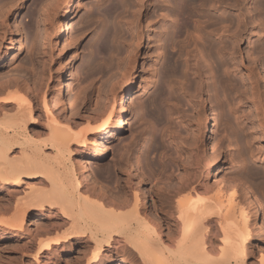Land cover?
Listing matches in <instances>:
<instances>
[{
    "label": "bare ground",
    "instance_id": "1",
    "mask_svg": "<svg viewBox=\"0 0 264 264\" xmlns=\"http://www.w3.org/2000/svg\"><path fill=\"white\" fill-rule=\"evenodd\" d=\"M99 1L108 2L109 0ZM127 1L112 0L103 12L87 14L82 20L85 21L83 22L85 24H82L84 28V25L93 23L95 18L100 15L102 17L103 32L100 31L102 32L101 37L99 36L101 41L97 52L108 54L109 57L120 53V47L118 49L119 45L116 42L122 41L125 37H123L125 28L120 26L124 23L118 25L117 22L122 21L125 12H128L126 9L130 8L127 6L131 2L129 0L127 3ZM134 1H137L135 4L138 6H136L138 15L135 13L136 18L131 21L129 16H127L129 19L125 20H128L126 22L128 28H134L133 36L137 39V43L132 45L130 42L131 45L128 44L127 48L128 53L123 58L118 55L121 59L116 64H113L110 58L101 61L98 56L88 57L86 67L91 71L90 75L101 73L108 76L110 73L106 79L100 80L102 83L97 88L93 83L91 88L87 89L88 85L87 88L82 87L76 92L77 89H74L76 81L80 86L85 82V78L77 80L73 73L67 74L65 90L71 111V117H69L66 114H56L53 110L57 105L64 110L62 78L65 75L63 74L65 67L62 69L55 67L57 69L54 71L52 49L65 32L64 29L72 32V36L69 37L71 40L65 36L66 32L64 33V47L65 44L69 47L71 41L78 42L86 30L82 32L73 22V0H34L36 23L40 30L38 50H36V44L32 48L31 62L34 67L30 69L22 66L25 68L19 70V73H16L18 70L16 69V72H13L15 75L9 72L12 76L3 79L0 83V116H2L0 120V194L6 192V196L0 195V230L12 237L16 231L26 228L27 218L32 213L43 214L46 211L45 214L48 217L51 215L53 219L47 221L46 229L42 230L39 225L38 228L42 231L38 232L35 229L37 231L35 236L31 234L35 237V242L29 244L28 251L34 250L35 252L31 253L38 261L40 256L48 258L60 248L70 249L74 242H80L85 248L83 251L87 250L86 247L91 249L89 256L87 252V254L83 252V255L88 257L83 256L77 264H114V257L117 258L118 264H248V250L254 233L261 232L259 240L264 244V224L259 197L246 183L249 178L264 177L263 172L257 165L241 163L239 160L242 161L245 158H242L244 155L238 149L233 157L231 152L228 155L232 157L234 166L237 162L241 163L232 174L225 173V165L219 166L218 171L228 176L227 181L216 180L210 186L207 180L212 175H210L211 164L216 163L224 152L222 140L218 136L214 137L221 131L219 124L223 119L219 110L221 109L220 88L224 92L222 94L227 96L235 90L239 91L243 86L246 87V90L244 87L243 90L241 89L240 97L249 99L255 111L256 120H253L256 127L255 133L264 138V119L260 118L262 103L261 99H258V84L264 78V43L257 47L263 54V61L253 56L251 50L249 66L243 63V59H236L237 56L240 55L241 58L242 55L237 48L238 42L247 31L250 37L256 36L261 31V38H264V0H253L252 9H250L251 6L248 7L247 0H179L177 2L163 0L160 14L157 12L159 8L156 11L155 4H152L153 1L156 3L158 0ZM25 2L26 0H0L2 33L7 30V20L12 9H15L18 14L24 8ZM77 2L76 7L80 5L79 1ZM195 6L201 7L203 12L208 9L204 13L206 19L201 18L202 22L197 19L202 13L200 17L197 13V17L194 15ZM123 7L126 8L124 15L118 16L122 19H117L116 13L121 14L122 12L119 11ZM143 10L146 11L143 21L147 23V31L150 32L146 41L148 48L151 50L155 41H159L160 46L164 44V47L162 46L164 49L162 77L158 80L155 94L151 95L144 105L146 116L155 123L164 126L168 124L171 128L173 122L170 121L171 115L177 114L183 105L182 102H173L176 105L181 104L177 105L181 106L177 109L178 107L171 103L179 99L175 87L178 84H181L180 87L184 86L181 89L185 91V97L193 109L192 113L190 111V113L185 112L186 114L181 113V120L186 124L187 131L186 136L178 135V140L177 136L175 138L178 142L176 149L180 156H178L180 158L178 164L179 167L181 166V172L176 176V182L168 184L164 182V187L162 185L155 191L158 199L157 213L146 206L147 197L138 185L143 181L137 180V186L133 188L128 165L131 163V155L135 150L137 151L138 140L134 138L133 142L126 144L123 152L121 151L122 154L120 153L121 158L117 160L118 169L125 172L126 176L124 189H120L115 194L109 193L108 184L106 185L99 176H95L96 181L92 183L94 178L88 174L86 165L92 163L89 161L90 156L105 154L100 140L106 138L105 141H108L109 134L118 138L120 131L124 130V119L129 118L132 111L129 101H132L133 96L130 94L137 77L136 63L140 57L142 45L140 40L143 38L142 23L138 16ZM231 10L237 12L236 18L230 15ZM253 12L257 16L258 25L252 23ZM61 14L65 18V28L62 27ZM27 16L31 17L32 12ZM159 16L163 19V24L159 38L156 37V39L154 31L157 28ZM193 17L200 21L197 27L194 25L197 22L190 20ZM188 20L194 23L195 28L192 30L197 29L196 33L191 29L190 32L188 31L189 25H192ZM203 22L207 24L204 25ZM14 25L18 27L16 20ZM185 32L189 34L188 39L185 38ZM190 39L196 45L194 47L200 55L199 58L206 63L209 73L204 72L206 68L202 67L203 64H200L198 60L193 61V65L191 60L192 67L189 66V60H187L189 58L186 57L190 53L187 49H190L189 46L192 45ZM64 47L60 48L59 52H62ZM184 55H186L185 58ZM228 59L233 60L234 62L231 61L233 64H230ZM102 62L107 68H99ZM189 69L191 73L193 72V79L190 78L191 75L188 76ZM112 70L113 74L110 72ZM204 74L212 77L210 89H206ZM237 76H242V80L238 81ZM180 80L183 82L179 83ZM168 83L173 84L168 88H171L170 91L166 88ZM180 87L177 88L180 89ZM96 89L98 94L94 100L92 92ZM171 92L174 99L169 101L172 108L173 106L176 108L173 110H177L174 113L168 105L166 96L171 97ZM205 95H208L212 101L209 120L213 121L211 131L213 136L209 151L204 149V128L208 119L204 108ZM177 102L180 101L177 100ZM39 108L45 113L43 115L46 116V120L39 123L41 127L39 130H28L27 125L29 122L36 121L34 114ZM38 114L40 116L41 113L38 112ZM143 116L139 115L138 120H143ZM238 117L233 118L235 121L228 120L225 126L230 131L228 147L234 148L232 144L238 146L241 139H245L246 144L251 142L249 135H246L247 132L243 134L240 128L238 129L241 125ZM169 122H171L170 125ZM155 132L151 131L150 140L154 144L161 145V142L157 141ZM97 134L99 137L95 136ZM74 145L77 146L75 149L72 148ZM157 145L155 147H158ZM16 148L18 151H15ZM46 149L50 152L45 151ZM86 151L90 152L89 157L78 158L76 161L72 157L77 153L84 156ZM250 152L253 158L257 156L252 148ZM135 161L137 166L135 169L141 178L143 174L139 168V160ZM92 170H94L93 167ZM95 175H97L96 172ZM207 192L210 196H206ZM4 201L7 205L2 204ZM158 213L159 218L156 216ZM214 227L221 231H217L221 233L220 239V234L217 237L216 231L212 230ZM213 234L220 240L219 244L213 242ZM106 251L108 253H105ZM254 264H264L263 250L260 251L259 258Z\"/></svg>",
    "mask_w": 264,
    "mask_h": 264
},
{
    "label": "rangeland",
    "instance_id": "2",
    "mask_svg": "<svg viewBox=\"0 0 264 264\" xmlns=\"http://www.w3.org/2000/svg\"><path fill=\"white\" fill-rule=\"evenodd\" d=\"M77 1H79L80 5L76 7V4L78 3ZM111 1L109 0L108 2H104V1L102 2L99 0H73V2H74V8H73L74 20H73V22H75L77 24V28L81 29V31L86 30V32L84 33V35L81 37V39L78 42L75 43V42L71 41V44L69 45V47L66 44L64 47V42H63L65 39V37L63 36L64 33L66 32L65 36L68 37V39H70L69 37L72 36L71 35L72 32H70L71 30H65L64 29L65 32H63L62 35L60 36V38L57 40V45L54 44L56 47L53 46V49H52V54H53L52 55L53 56L52 66H54V71L57 68L62 69L63 67H65V69L63 71V74H65V75L62 78V82H63L62 99H63L64 105H65L64 106L65 111L60 109L59 108L60 106L57 105L56 107L53 108V110L56 114H60V115L66 114V116L71 117L70 116V114H71L70 105H69L68 99L66 97L67 93L65 90L66 89L65 86L67 84L66 82L68 81L67 74L72 75V73H73V75L75 76V78L77 80H79L80 78H85L84 79L85 82H83L84 84L83 83L80 84L81 87L77 84V81H76L75 87H74L75 90L77 89L76 92L80 91V89H82V87L87 88L86 86H88V85L89 86L87 89H89V87L91 88L93 83H94V86L97 88L102 83V81H100V80L106 79L110 75V73L108 76H106L107 74L103 75L101 73L94 74V76L90 75L89 73L91 71L89 70L88 67H86L88 57H90L91 55L98 56V59H100L101 61H104L105 59L108 60L110 58L109 60H112V63L116 64L118 62V60L121 59L120 57L123 58L125 56V54L128 53V49H127L129 46L128 44L131 45V43H132V45H133L134 43L135 44L137 43V39H135L133 36V34H135L134 28H130V27L128 28V26H126V22L128 20H125V19L130 18L129 21H131V20L136 18L135 13L137 14L136 10H138V8H136L137 5L135 3H137V1H134V0L129 1L128 0L131 3H128V1H127V3H128L127 7H130V8H127L128 9L127 10L126 8L123 7V9H121V11H119V12H122L121 14L116 13L117 19L123 18L122 21H125V22H122L121 20H118V22L116 21L118 25H120V23L125 24V26H124V24L120 25L123 27V29L125 28L123 30V34H124L123 37L124 36L125 37L122 39V41L120 40L118 42V40H117L118 43L116 42V44L119 45V46L117 45L118 49L120 47L119 52L120 53L123 52V53L118 54L119 56L121 55L119 58H118V55H115V54H113V56L111 55V57H112L111 58V57H109L108 54H105L102 52L100 53L99 51L97 52L98 45L101 41L99 39L101 37V33L103 32L101 29V28H103L102 27V25H103L102 17L100 15L99 17L95 18L93 23L88 24V25L87 24L84 25V28H83L82 24H85V23H83L85 21H82V20L84 19V17L87 14L103 12V10H105L106 8L109 7ZM173 1L177 2L179 0H173ZM33 2H34V0H26L24 8L21 9L18 14L15 12V9H12V11L9 15V18L7 20L8 21V23H7L8 25L6 27L7 30L6 31L4 30L3 33L0 30V83L3 81V79H6V78L8 79L11 72H12V75H15V73H13V72L16 69H18L17 72L15 71L16 73H19L21 70H23L25 67L22 68V66H27L26 68H30V69H32V67H34V65L31 62V57H32L31 55L33 53L32 48H33V45L36 44V50H38L37 46L39 45V42H40V30L38 29V26L36 23L37 22V18H36L37 13L35 12L36 10L33 7ZM154 2L155 1H153L152 4L153 5L155 4L154 8L156 9V11L159 8L157 12H158V14H160L159 11L161 12L160 7H162L161 3H163V0H162V2H161V0L156 1V3H154ZM158 2H160V4ZM246 2H248V5H249L248 7L251 6L250 9H252V6L254 4L253 0H250V1L247 0ZM146 5H147V3H146ZM196 5H199V4H196ZM197 8H200V9H197ZM125 9L128 12H125V15H124L123 12ZM201 10H202V8L197 6L194 10V11H196L194 15L197 17V14H198V16L200 17V13H202L201 17L197 18L202 22L203 20L206 19V16H204V13L208 9H205L204 12H203V10L202 11ZM30 12H32L31 17L27 16V14ZM145 12L146 11L143 10L142 13L139 14V16H138L140 18V22L142 23L143 38L140 40V42L142 44L140 47V53H139L140 57L136 63L137 69H138L137 77H136V80L134 81V84L131 88V94H130L133 96L132 101H129V104L131 107L130 110H132V111H130L129 118L124 119V126H123L124 130L120 131V134H119L120 136L118 135L119 136L118 138L115 136L112 137V135L109 134V137H107L108 141H105L106 138H102L100 140V142L103 143V144L101 143V147H103L105 154L104 155H95L96 157L90 156L91 160H89V161H91L92 163H87L86 165L88 168V174H91L92 178H94V179H92L91 176H89V180L92 179V183H95V181H96L95 176L101 177V179L105 181L106 185L108 184V188L110 190L109 193L115 194L120 189H124V187H125L124 181H125L126 173L121 172L118 169V161L121 158L120 153L122 154V152H123L122 150L125 149L124 147L127 146L129 142L131 143L135 139H136V141L138 140L139 146H137V151L135 150L134 153L131 155V159H130L131 163L128 165V167L130 166L129 172L132 175V184L134 185L133 188H135L137 186L136 185L137 180L141 179L143 181V183L138 184V185L141 187V189L144 191V193L147 197L146 206L148 208H150L152 210V212L157 213L156 208H157L158 199L155 195V191H157L159 189V187H161L164 184V182H165V184H166V182H167V184L172 183V182H176L175 178L181 172V166L179 167V164H178L180 161V158H179L180 156L177 152L176 146L178 145L177 140L179 139V137L186 136V134H187L186 133L187 131L185 129L186 124L181 120V116H182V114H186V113H190V112L192 113L193 109L191 108L192 107L191 103L188 102L187 97H185V93H184L185 91L182 90L183 89L182 87H184V86L180 87L181 84L179 85L177 82V84L179 86L175 85V87H176L177 95L179 96V99H177V100L180 102H177V100L172 101V99H174V98H172L173 97L172 92H171V97H170V95H166L168 102H169L168 105H169V107H171L172 110L178 105V104L177 105L174 104L173 102H175V101H176L175 103H181L182 102V104H183L182 107L180 106L181 108L178 107L181 104H179L177 106L178 108L176 107L177 109L180 108L182 110V111L178 110L179 112L177 114H173L174 112H177V110H173V111L171 110L173 112V113L171 112L173 115H171L172 120L170 119V121L171 122L173 121L174 123L169 122V125L171 123V125H172L171 128L173 130H171V128L168 126V124L165 125V126H167V127H165L164 125H161L157 122L155 123V121L153 122L152 119L150 120L146 116V109L144 108V105L147 102L148 98L151 95L155 94L154 92L157 88L158 80H161V77H162V72H163L162 71L163 70V66H162L163 65V63H162L163 62V58H162L163 52L162 51H164V49H163L164 44H162L160 46L159 41H155L152 49L150 50L148 48L146 41L148 40V36L150 35V32L147 31V23H145L143 21V16H144ZM233 12H232V10L229 11L230 15L232 14L231 16H235L234 18H236L237 12H234V13ZM122 14L124 15L122 18L118 17V16H121ZM61 15L62 16H60V20L62 21V27L65 28V18L63 17V14H61ZM251 15H252V23L258 25V19H257V16L255 15V12H253ZM127 16H129V18ZM204 17H205V19H204ZM194 18L195 17L191 18L190 20L193 22H197L195 24L188 20L189 23L191 22V24H192V25H189V30H188L189 32H190V29L192 32L197 30V29H195V30H192V29H194L195 26L197 27L198 22H200L199 20H197L196 18L194 19ZM201 18H203V20ZM161 19L162 18L159 16L158 17L159 21L156 25L157 28L154 31L155 32L154 33L155 38L156 37L159 38V35L161 33V30H162L161 26L163 24V19L162 20ZM15 20L18 24V27H15V25H14ZM195 20H197V21H195ZM119 21H121V22H119ZM193 24L195 26H193ZM203 24H204V22H203ZM205 24H207V23H205ZM191 27H193V28H191ZM232 30H233V27H232ZM84 31H82V32H84ZM100 31H102V32L100 33ZM188 31H187V33H188ZM185 33H184V35H186V37L184 35L183 36L186 39H188L189 34H187V33L185 34ZM195 33H196V31H195ZM261 33L262 32L260 31V33L257 34L256 36L250 37L249 31H247L244 34V37L241 38V41L238 42L237 48H238L239 52L242 53V55H241V58L239 57L240 55L239 56L236 55L237 56L236 59L237 60L243 59V63L246 66L250 65V63H251L250 58L252 57V55L253 56L255 55V57L258 60L263 61V54L258 49L259 46H261V44L264 43L263 42L264 38H261ZM162 37H163V35H162ZM184 37H182V38H184ZM179 40H181V39H179ZM161 41L163 43V40H161ZM182 41H183V39H182ZM229 42H230V44L232 43L231 40H229ZM190 44H192V45H190V46L188 45L190 47V49H187V50L188 51L190 50L189 52L191 54L190 53L188 54L190 57L189 56L186 57V58H189V59H187V60H189L188 61L189 66L192 67L190 65L191 60H192V62H191L192 65L195 62V60H196V62L198 60V62L200 64L202 63L204 65V66L202 65V67L206 68V69H204V72L207 73L208 69L205 66L206 63L203 62V60H201L199 58L200 55L197 53V50L195 49L196 45L194 44V42L191 39H190ZM232 46H233V44H232ZM63 47H64V50L62 52H59L60 48L63 49ZM196 53H197V56L195 57ZM251 53H252V55H251ZM184 54H186V53H184ZM185 56L186 55H184L183 57L185 58ZM194 57L197 59H195ZM228 61H230V59H228ZM231 61L234 62L233 60H231ZM232 62L230 64H233ZM101 64L99 65V68H103V69L107 68V66L106 67L104 66V62H102ZM55 67H57V68H55ZM190 69H191V71H193L192 68H190ZM190 69L188 71V73H189L188 76L190 77V75H191L192 77H190V78L193 79V72L191 73ZM113 70L115 71V69H113ZM113 70L110 71L111 74L114 73ZM262 70H263V68H262ZM7 72H8V75H7ZM9 72H10V74H9ZM22 75H24V73H22ZM241 77L242 76H237L236 78L238 81H241L242 80ZM205 78H206L205 82L207 83L206 89H210L209 85L212 81V77L209 74H204V79ZM181 80H183V79H181ZM181 80L179 83L183 82ZM54 84H56L55 79H54ZM172 85L171 84L169 85V83H168L166 85V88L168 89ZM182 85H184V84H182ZM258 85H259L258 86V89H259L258 90V99H261V103H262V104H260L262 106V110L260 109V115L262 114L260 116V118L262 119V117H263V119H264V109H263V107H264V104H263L264 103V78H263V80L261 79L259 81ZM177 87L178 88L180 87V89H178ZM243 87H241L242 90H243ZM170 89H168V90L170 91ZM241 89L239 91L235 90V91L229 93L227 96L222 94L224 92L221 91L222 90L221 88L219 90L221 93V94L219 93V100L221 102V109H219V110H220L221 116L224 120L222 119V121L219 124V128L221 130V131H219L220 135L217 134V135H214V137L215 136L216 137L218 136V138L220 137V140H222L221 145L223 147L224 152L219 156V160L216 163L211 164L210 175L211 174L212 175L207 180V183L210 186H211V184L213 185L214 182H216V180L224 179L227 181L226 177H228V176L226 174L218 171L219 166L222 164L225 165V168H224L225 173H228L229 175L232 174V172L234 170H236L238 165H241V163H244L245 165L254 164V165H257L262 170L263 176H264V138L260 134L255 133L256 127L254 126L255 124L253 121V120H256L255 111L252 108V105H251L248 98L240 97V93H241L240 91H242ZM244 90H246V87H244ZM92 93H93L92 95L94 97V100H96L98 90L96 89V91H93ZM233 93H235V94H233ZM245 97H246V95H245ZM127 99H128V97H127ZM170 99L172 101L171 102L172 105L173 104H174V106L176 105L175 107L173 106V108H172V105L169 101ZM205 99H206V103L204 105V108L206 111V115H208V119H207V123H206L205 128H204V149H207V151H209V150H211V147H212V141L211 140H212V136H213L211 133L213 121L209 120V118L211 117L212 101L209 99L208 95H205ZM5 109H7V108H5ZM232 109L234 110L235 113L233 112ZM7 110H9V109H7ZM39 110H37L34 114L36 121L33 123H31V122L28 123V125H27L29 127L28 130L29 129H31V131L39 130L41 128L39 126V123L46 120V116L43 115L45 113H43L41 108H39ZM140 110H141V112H140ZM261 111H263V112H261ZM38 112L41 113L40 116H39ZM141 114H142V116L144 115L143 116L144 119L140 121V120H138V116ZM178 114H180V115H178ZM235 116L236 117L239 116L238 119H240L239 121H240L241 125H240V127H238V129L240 128L239 130L243 134H244V132L245 133L247 132L246 135H249L248 137L251 140H249V138H248V140L251 142L246 144L247 141H245V139L243 138L244 140L241 139L240 140L241 143L239 142V145H238L239 147L234 146V144H232L234 147V148H232V147H228V145L230 143V133H229L230 131L225 126L227 125L228 120L235 121L234 120V119H236ZM75 117H77V116H75ZM0 120H2V116H0ZM167 128H168V130H166ZM151 131H156L155 133H156L157 141L161 142V145H157V144L152 143V141L150 140ZM178 135H179V137H178ZM95 136L99 137L98 134ZM95 136H93V137H95ZM110 136L112 138H110ZM173 136H175V137H173ZM176 136H177V138H176ZM175 138L177 139L176 141H175ZM149 140L151 141V143ZM243 141H245V142H243ZM105 144H107V145L105 146ZM149 145L150 146L153 145V146L150 147ZM156 145L158 147H155ZM159 146H161V147H159ZM76 147L77 146L74 145L72 148L75 149ZM251 148L254 151V153L255 152L257 153V156H255V158H253V156L250 152ZM16 149L17 150H15V151H18V148H16ZM238 149H240L241 152L243 153L244 156L242 158L243 159L245 158V159L242 161H245V162H242L241 160H239L241 163L237 162L236 165L234 166V163H233V161H231V159L235 154H237ZM45 151L50 152L48 149H46ZM230 152L232 154V157H228ZM89 155H90V152L86 151L84 156H81V155H79V153H77V154H73L72 157L76 161L78 158L89 157ZM134 159L139 160L138 161L139 168H141V172L143 174V176L141 178H139V175L137 174L138 172L135 169L137 166H136V161ZM165 165H167V166L165 167ZM92 167L95 171L92 170ZM95 172L97 175H95ZM247 180H248V182L246 183L247 186L250 185L249 187L251 188V190H253L255 192V195L259 197V198L258 197L257 198L260 200V203L262 204V210H263L262 223L264 224V177H254V178H249ZM164 185L162 187H164ZM209 194H210V192H209ZM0 195H2L3 197L6 196V192L5 193L3 192ZM204 195H206V193H204ZM206 196H210V195H208V192H207ZM2 204L7 205L6 201H4ZM45 212L46 211H44L43 214L32 213L31 215H29L27 218L26 226H25L26 228H24L25 230L22 229V230L16 231L14 236H12V237L8 233L7 234L3 233L2 230H0V264H21V263L22 264H30V263L31 264H77L80 260L83 259V256H84L83 252H85V253L87 252L88 256H89V254H90L89 251L91 248L86 247L87 250L83 251V250H85V248L82 246V244L80 242H74L73 246H71L70 249L60 248L58 251H56L55 254L51 255L50 257L47 258L45 256H40V261L36 260L35 257L33 256V253L35 251L30 249V252H29L28 247L30 246L29 244L33 243V241L35 242V239H34L35 237H33V235L35 236V234L37 232V231H35V229H37L38 232H39V230L42 231L43 229H46L47 225H48L47 221L49 219L50 220L53 219V217L51 215H50V217H48V215L45 214ZM156 216L159 218L160 214L158 213ZM45 224H47V225H45ZM39 225H40L39 228H42V230L38 228ZM27 228L28 229L30 228V229L28 230ZM212 230L216 231L217 237L220 234L219 235V239H220V237H221L220 232L221 231L217 230V227H216V229L214 227V229H212ZM217 231H220V232L217 233ZM4 234H6V235H4ZM31 234H33V235H31ZM261 235L262 234L259 231H258V233H254V237L251 240V243L249 245V250H248V258H247L248 264H250V263L254 264L255 262H257L259 255H260V251L261 250L264 251V244L261 243L259 240ZM212 237H213L212 238L213 242H215L216 244L217 243L219 244L220 240H218L214 234ZM29 240H32V241H29ZM15 243L16 244L19 243V244L16 245ZM21 244L24 245L23 246L24 250L21 247L22 246ZM21 251H24V252H21ZM31 252H33V253H31ZM17 253H19V254H17ZM105 253H108V252L106 251ZM23 254H24V256H23ZM31 254H32V256H31ZM88 256L86 255L84 257L87 258ZM113 260L115 261L114 264H118L117 258L114 257Z\"/></svg>",
    "mask_w": 264,
    "mask_h": 264
}]
</instances>
